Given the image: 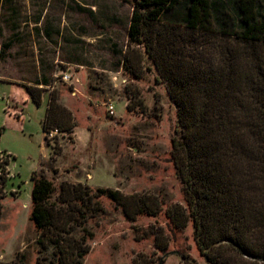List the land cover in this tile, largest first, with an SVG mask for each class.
<instances>
[{"label":"rangeland","instance_id":"obj_1","mask_svg":"<svg viewBox=\"0 0 264 264\" xmlns=\"http://www.w3.org/2000/svg\"><path fill=\"white\" fill-rule=\"evenodd\" d=\"M134 3L0 0V45L12 43L0 61V164L11 177L2 200L0 263L57 264L56 247L48 238L47 248L39 244L42 231L30 219L31 175L36 170L53 181V200L62 181H69L93 191L111 187L152 195L162 203L157 216L130 220L122 206L101 196L103 210L90 214L75 230L90 247L83 264H186L182 254L192 263L206 264L193 222L178 230L166 215L176 203L188 207L172 158L177 107L142 45L131 46L142 51L141 58L134 53L141 59L139 77L124 66ZM43 73L50 82L37 105L23 84L35 83ZM53 90L72 111L77 127L47 133L51 143L56 137L63 149L50 158L43 121ZM6 152L13 160L1 155ZM157 235L168 242L167 254L157 247Z\"/></svg>","mask_w":264,"mask_h":264},{"label":"trees","instance_id":"obj_2","mask_svg":"<svg viewBox=\"0 0 264 264\" xmlns=\"http://www.w3.org/2000/svg\"><path fill=\"white\" fill-rule=\"evenodd\" d=\"M134 45L145 48L177 107L172 158L188 207H168L172 226L183 230L193 222L206 264H264V0H135L129 29V46ZM11 47L0 45V61ZM135 52L141 58L142 51L131 47L124 66L138 78L141 59ZM49 82L43 73L23 86L41 105ZM76 126L53 90L43 121L52 157L63 149L47 133L73 132ZM0 167L1 221L9 177ZM31 179L30 219L42 231L39 244L47 248L48 238L56 247L57 264H83L90 247L75 230L103 210L101 196L122 206L130 220L162 211L155 196L111 187L93 191L82 182L62 181L53 200L55 185L45 173L35 170ZM156 240L167 254L168 242L158 235Z\"/></svg>","mask_w":264,"mask_h":264},{"label":"crops","instance_id":"obj_3","mask_svg":"<svg viewBox=\"0 0 264 264\" xmlns=\"http://www.w3.org/2000/svg\"><path fill=\"white\" fill-rule=\"evenodd\" d=\"M5 83H6V82H5ZM48 103H49V100H48ZM47 106H48V104H47ZM76 127H77V126H76ZM76 127H75V128H76ZM83 129H84V128H83ZM84 130H85V129H84ZM45 141H46V140H45ZM46 144H47V142H46ZM47 145H48V144H47ZM48 146H51V148H52V145H48ZM2 154H7V155H9V157L13 160V156H12L11 153L6 152V153H1V155H2ZM52 155H53V149H52V153H51L50 158L52 157ZM10 163H11V162H10ZM10 163L7 164V166H8L9 169H10ZM41 164H42V162H41ZM41 164H40V165H41ZM10 170H11V169H10ZM34 171H35V170H34ZM34 171H33V172H34ZM33 172H32V173H33ZM31 176H32V175H31ZM10 178H11V177L9 176V179H10ZM31 180H32V179H31Z\"/></svg>","mask_w":264,"mask_h":264},{"label":"built area","instance_id":"obj_4","mask_svg":"<svg viewBox=\"0 0 264 264\" xmlns=\"http://www.w3.org/2000/svg\"><path fill=\"white\" fill-rule=\"evenodd\" d=\"M64 79L68 80V79H70V76H69V75H65V76H64ZM113 108H114V107H113V105H111V104H110L109 107H108V109H109L111 112H113V111H112ZM8 175H9V173H8Z\"/></svg>","mask_w":264,"mask_h":264}]
</instances>
